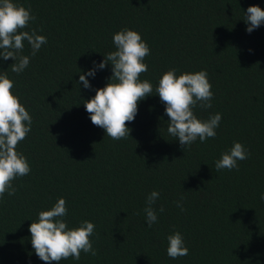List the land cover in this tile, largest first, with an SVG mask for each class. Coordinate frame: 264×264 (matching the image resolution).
I'll list each match as a JSON object with an SVG mask.
<instances>
[{"label": "trees", "instance_id": "obj_1", "mask_svg": "<svg viewBox=\"0 0 264 264\" xmlns=\"http://www.w3.org/2000/svg\"><path fill=\"white\" fill-rule=\"evenodd\" d=\"M13 2L31 7L36 19L24 30L36 29L47 43L32 57L24 42L31 59L19 75L11 72L13 59L0 58V72L14 80L33 120L17 149L31 172L13 182L14 196L0 199V264H45L29 227L61 197L70 228L95 224L97 255L82 252L79 261L60 264H264V24L248 33L244 21L250 6L264 9V0ZM124 28L150 47L141 79L153 92L128 123L130 136L113 140L84 107L109 82L111 64L87 77L91 88L79 77L116 50L113 36ZM170 69L206 70L213 106L195 114H222L214 138L184 150L167 132L166 106L155 91ZM234 142L250 156L238 170L217 172L216 161ZM152 191L160 197L153 205L158 221L149 227L143 210ZM175 231L189 254L172 259L167 237Z\"/></svg>", "mask_w": 264, "mask_h": 264}, {"label": "clouds", "instance_id": "obj_2", "mask_svg": "<svg viewBox=\"0 0 264 264\" xmlns=\"http://www.w3.org/2000/svg\"><path fill=\"white\" fill-rule=\"evenodd\" d=\"M35 19L30 6L25 7L13 0H0V58L5 61L13 59L15 63L10 68L17 75L30 64V56L23 54L24 42L31 46L32 57L47 43V37L37 34L36 29L24 30ZM244 21L248 25L246 31L253 32L264 24V9L250 6ZM113 43L116 50L103 54L104 60L86 74H81L79 83L86 89L91 88L87 77H95L97 69H105L111 64L113 75L109 82L96 90L95 96L86 100L84 107L94 126L104 129L111 139L121 140L130 136L128 123L135 120L139 103L153 92V84L141 79V75L148 71L144 60L150 55V47L139 32L127 28L114 34ZM14 87L15 82L8 72H0V199L5 193L14 196L17 189L13 182L31 172L28 158L17 149L31 132L33 120L20 97L14 94ZM155 91L166 106L165 114L169 117L167 132L178 139L183 150L197 139L204 143L217 135L222 114L216 113L207 119L198 118L195 114L197 107L210 109L213 106L214 93L206 70L177 75L176 69H170L162 75ZM249 156L250 151L242 143L234 142L216 161L215 169L217 172L222 169L238 170V161L246 160ZM159 197L158 191H152L146 199L143 211L149 227L158 221L153 205ZM183 199L181 197L176 202L181 211L184 210ZM261 199H264V195ZM163 211L161 206L159 212ZM67 215L66 199L61 197L50 210L39 212L38 221L32 222L29 227L31 245L45 264H60L69 258L79 261L82 252L97 255L91 239L96 235L95 224L84 220L79 226L70 228L65 219ZM167 240V255L170 258L177 259L189 254L181 232L175 231Z\"/></svg>", "mask_w": 264, "mask_h": 264}]
</instances>
